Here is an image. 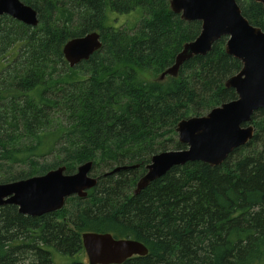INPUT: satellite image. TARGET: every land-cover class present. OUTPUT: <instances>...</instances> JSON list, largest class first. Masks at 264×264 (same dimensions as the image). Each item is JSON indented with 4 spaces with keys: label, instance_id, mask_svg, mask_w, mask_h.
<instances>
[{
    "label": "trees",
    "instance_id": "1",
    "mask_svg": "<svg viewBox=\"0 0 264 264\" xmlns=\"http://www.w3.org/2000/svg\"><path fill=\"white\" fill-rule=\"evenodd\" d=\"M20 1L37 12L39 24L0 17V184L51 170L41 165L18 176L11 162H31L38 152L32 143L45 153L44 135L35 133L56 120L62 128L53 169L72 175L90 161L92 170L108 161L107 173L138 168L97 176L85 199L71 197L40 217L0 207V264H54L53 252L68 264H86L81 236L89 232L148 250L122 264H264V109L251 116L252 139L222 165L174 167L134 194L137 173L155 153L186 149L175 138L179 122L236 99L225 82L242 65L226 54V39L184 62L179 79L147 81L171 67L201 30L200 22L174 14L170 0ZM235 1L250 25L264 31L263 6ZM110 13L140 18L130 31L109 24ZM91 32L100 34L101 48L69 69L62 47ZM17 147L23 156L13 152Z\"/></svg>",
    "mask_w": 264,
    "mask_h": 264
},
{
    "label": "water",
    "instance_id": "2",
    "mask_svg": "<svg viewBox=\"0 0 264 264\" xmlns=\"http://www.w3.org/2000/svg\"><path fill=\"white\" fill-rule=\"evenodd\" d=\"M264 9V0H251ZM171 11L183 21L201 23L199 35L183 45L174 64L164 71L176 77L184 62L207 55L221 38L226 39L225 52L238 60L241 70L228 78L225 87L233 89L236 99L210 110L204 117L182 120L176 127L180 144L185 150L164 151L151 157L146 174L138 181L135 193L163 177L174 167L201 162L220 166L235 149L253 137L251 116L264 109V31L253 27L244 18L235 0H170ZM8 16L29 27H37V12L20 0H0V17ZM102 46L100 34L91 32L70 39L62 48L69 69H74ZM138 168L117 167L110 174ZM92 163L86 162L76 173L66 175L65 167L48 171L40 177L0 184V207L13 205L24 216L40 217L61 210L70 197L85 198L97 180L89 176ZM107 173L105 176H107ZM81 243L87 264H122L135 256H146L148 250L138 241L115 239L109 233H84Z\"/></svg>",
    "mask_w": 264,
    "mask_h": 264
},
{
    "label": "rangeland",
    "instance_id": "3",
    "mask_svg": "<svg viewBox=\"0 0 264 264\" xmlns=\"http://www.w3.org/2000/svg\"><path fill=\"white\" fill-rule=\"evenodd\" d=\"M107 18H108L109 24H111L113 26H116L119 29H125V30H130L131 31L133 28H135L136 23H137V21L140 18V15L135 14V13H133V14L131 13V14H128V15H116L114 13H112V14L110 13V14H108ZM71 70H74V69H71ZM160 76H161L160 74L159 75H155V76L148 75V76H146V80L147 81H159L160 80L159 79ZM71 77H73V76H71ZM140 78L142 80L141 76H140ZM169 78L170 77H166V78H164L163 80H160V81L166 82ZM173 79H179V74L176 77H174ZM209 112H210V110L201 111L199 113L200 114L199 117H204ZM194 117H191V118H194ZM57 127H60V128H57ZM61 128H62V126L58 123V120H56L54 123H52V127H49V124H46V123L42 124L41 125V129H39L35 133V138L36 139H40L42 137V135H44L45 143L43 142V145L45 146V148L47 147L45 153L44 152L42 153V150H40V147H39L38 143L29 144L28 146L33 147V148H37L38 152H35V153H33L30 156V161L31 162L23 163L22 160L25 157H21L20 159L19 158H14V161L11 162L12 163L11 166H12L13 174L14 175H18V176L19 175L26 176L29 172H35L34 168H37V167H39L41 165H47L48 168L51 169V170H49V172L60 168V166H59L58 168L53 169L54 166L59 162V159H58V155H59L58 154V149H59L58 143H59V139L61 137V134L59 133L58 129H61ZM176 135H177V133H176ZM175 138L177 140L178 136L175 137ZM13 152H15V153L21 152L22 153L23 149L17 147L16 149H14ZM23 154L24 153H22V156H23ZM155 154H158V153H155ZM12 155L14 156L13 153H12ZM108 164H109L108 161H105L104 163L103 162H100V163L97 162L95 164L96 168L94 170H92L93 168L91 169V171L89 173V176H91L92 178H95L97 180V183H98V177L97 176L103 177L105 173L107 174V166H108ZM92 165H93V163H92ZM29 168H30V170H29ZM144 169H145V167H144ZM65 171H66V169H65ZM76 171H77V169H76ZM64 173L66 174V172H64ZM145 174H146V169L144 171L142 170L141 172H138L137 176H136V181L139 178L143 177ZM17 181H19V180H17ZM93 189L88 190V191H92ZM85 198H81V199H85ZM52 260H53L54 264H68L69 263V259L61 257L59 255V253H57V252H53L52 253ZM82 260L87 264V258H86L85 255H84V259H82Z\"/></svg>",
    "mask_w": 264,
    "mask_h": 264
},
{
    "label": "bare ground",
    "instance_id": "4",
    "mask_svg": "<svg viewBox=\"0 0 264 264\" xmlns=\"http://www.w3.org/2000/svg\"><path fill=\"white\" fill-rule=\"evenodd\" d=\"M111 173V172H110ZM108 174V175H113V174H115V173H113V174ZM41 176V175H40ZM40 176H34V177H40ZM135 191H136V189L134 190V194H137V193H135Z\"/></svg>",
    "mask_w": 264,
    "mask_h": 264
}]
</instances>
